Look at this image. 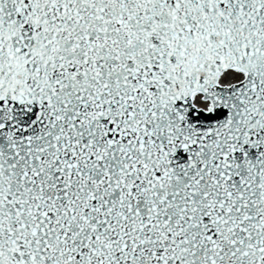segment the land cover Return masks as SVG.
Masks as SVG:
<instances>
[{"label":"snow or ice","instance_id":"obj_1","mask_svg":"<svg viewBox=\"0 0 264 264\" xmlns=\"http://www.w3.org/2000/svg\"><path fill=\"white\" fill-rule=\"evenodd\" d=\"M0 264H264V0H0Z\"/></svg>","mask_w":264,"mask_h":264}]
</instances>
